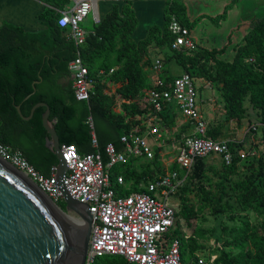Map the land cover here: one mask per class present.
Listing matches in <instances>:
<instances>
[{"label": "trees", "instance_id": "1", "mask_svg": "<svg viewBox=\"0 0 264 264\" xmlns=\"http://www.w3.org/2000/svg\"><path fill=\"white\" fill-rule=\"evenodd\" d=\"M133 1L127 0L122 10L115 5L103 21L94 25L83 45H77L68 30L58 25L60 12L71 0H41L46 5L41 16L46 27L43 31L26 32L8 23L0 28V144L20 151L43 177L50 178L52 169L58 166L56 155L46 145L49 134L43 126V115L47 109L38 108L33 118L26 121L17 106L28 118L35 105L47 104L61 146H75L81 155L100 151L107 164L106 147L114 145L120 150L121 138L135 128L145 131L143 124L149 118H153L160 129L176 125L175 117L179 112L175 103H166L161 112H155L143 107L141 100L152 88L148 72L154 63L152 56L163 50L168 51L166 62L174 61L184 74L195 81L206 80L220 91L225 123L236 121L239 128L248 125L254 134L260 130L264 144V128L260 125L264 122V20L250 22L242 42L233 47L235 56L226 61L221 59L226 46L211 49L197 46L194 51L173 49L174 37L169 24L176 17L193 35L204 19L220 26L227 19L228 9L214 17L190 18L186 0H167L163 27H150L148 36L136 43L132 35L138 27V19ZM78 57L88 67L93 82L89 102L78 101L73 90L69 63ZM174 78L167 77V83ZM90 117L94 130L88 124ZM223 127L224 123L209 127L208 136L222 140ZM183 132H191L188 123ZM93 135L98 149L92 146ZM178 138L183 142L185 137L180 134ZM245 141L229 142L233 153L231 165L222 160L219 166L208 163L211 157L197 159L189 170L173 164L171 171L187 175L183 187L171 196L179 205L176 226L168 235L169 239L180 240L183 264L194 263L197 255L208 249L200 242L206 237V230L198 231L193 226V221L206 212L215 218L238 213L254 215V219L242 217L239 224L228 230L215 264H264V157L249 161L245 165L248 173L233 180L239 174ZM137 161L132 159L126 165L111 169L112 186L118 194L130 192L125 188L126 182L132 184V191H143L149 181L168 173L161 164L159 150L151 161L157 173H152L149 167L139 173ZM119 176L124 177V185L117 183ZM192 195L198 198V204L191 201ZM58 206L66 211L63 201ZM180 220L189 226L190 235L183 230ZM105 261L102 264H130L118 257Z\"/></svg>", "mask_w": 264, "mask_h": 264}, {"label": "built area", "instance_id": "2", "mask_svg": "<svg viewBox=\"0 0 264 264\" xmlns=\"http://www.w3.org/2000/svg\"><path fill=\"white\" fill-rule=\"evenodd\" d=\"M70 6L60 12L58 25L68 30L69 37L77 45H83L88 32L81 24L96 11V1L71 0ZM169 31L174 37L173 49L194 51L197 48L189 30L176 17L169 24ZM69 71L75 98L89 102L93 94V82L89 78L88 67L78 57L69 63ZM148 72L152 88L141 98L143 107L161 112L166 103H175L178 112L191 126V132L186 134L177 150L174 163L182 170H189L197 159L216 157L226 165H231L233 153L229 142L208 136L207 121L197 105L195 80L189 74H183L167 83L170 74L162 60H155ZM153 121V118H149L143 124L146 127L143 132L135 128L124 135L120 140V150L108 145L105 149L107 164L100 151L81 155L75 146H61L69 166L65 185L73 198L89 206L93 216L85 264H102V259L113 257L123 258L130 264H183L180 240L169 239L168 235L176 226L177 205L171 196L183 187L187 175L170 171L149 181L143 191L118 194L112 186L111 169L114 166L126 165L132 159L154 160V146L157 145L155 149L162 147L159 143L163 135ZM88 124L94 130L92 117L88 119ZM260 125L264 128V122ZM150 139L155 145L151 144ZM92 146L98 149L95 135ZM0 158L31 179L55 204L63 201L62 193L55 187L56 168L52 169L50 178H45L27 162L20 151L3 144H0ZM117 183L124 185V177L119 176ZM217 259L215 256L205 259L197 255V260L192 264H215Z\"/></svg>", "mask_w": 264, "mask_h": 264}, {"label": "rangeland", "instance_id": "3", "mask_svg": "<svg viewBox=\"0 0 264 264\" xmlns=\"http://www.w3.org/2000/svg\"><path fill=\"white\" fill-rule=\"evenodd\" d=\"M185 3L190 18H196L201 15L214 17L222 14L225 9H228L227 19L222 21L220 26H215L210 20L204 19L196 26L192 35L197 46L202 49L223 48L226 46V53L221 56V59L226 61H231L235 56L233 47L242 42L243 37L250 28V22L257 19L264 20V0H186ZM155 15L156 13L153 16V20L157 19ZM99 19L97 18V20ZM95 24L93 15H90L81 24V27L86 31H91ZM167 53L168 51L166 50L159 51V53L152 56L153 62L155 60L164 61L165 69L171 76L178 77L183 75L182 68H179L174 61L166 62L165 55ZM195 84L198 91L197 105L204 113L208 128L224 123L222 140L233 143H240L246 140L245 150L242 151L243 160L239 164V174L233 178L235 181L241 179L248 173L245 165H248L249 161L264 157V144L262 143L261 131L258 130L254 134L248 125L244 128H239L236 121L225 123L223 121L224 102L220 91L206 80L197 79ZM250 115L251 118H254L252 113ZM175 121L176 125L172 127H162L163 138L159 143L162 146L161 148L155 149L157 145H155L153 139H150L151 144L155 145L154 155L156 150H159L161 164L163 167H166L167 172H170L173 164H175L174 159L177 155V150L182 145V139L178 138L179 135L181 134L182 138H184L187 134L183 132V128L187 122L180 113L175 117ZM219 161L220 159L215 157L210 158L208 163H214L219 166ZM148 167L150 170H153L152 173L158 172V169L155 170V167L151 165V161L142 159L136 162V169L139 173H142ZM207 175L212 177L211 174ZM131 187L132 184L126 182L125 188L130 190V192L133 190ZM190 199L195 204H198V198L195 195L190 196ZM172 201L174 204L179 205L178 200L173 199ZM245 216H250L251 219H254V215H248L246 213L226 214L217 218L209 215L208 212L199 215L198 219L193 221V226H196L198 231L206 230V237L200 240V242L205 243L208 249L204 253H199L198 256L205 259L212 256L218 257L219 250L223 248L222 244L228 237V230L232 226L239 224L240 219ZM229 217H233L234 220L232 221ZM180 221L183 230H186L187 234L190 235L191 229L189 226H186L185 221ZM105 259H102L101 262H106Z\"/></svg>", "mask_w": 264, "mask_h": 264}, {"label": "water", "instance_id": "4", "mask_svg": "<svg viewBox=\"0 0 264 264\" xmlns=\"http://www.w3.org/2000/svg\"><path fill=\"white\" fill-rule=\"evenodd\" d=\"M45 107L43 126L49 134L47 147L58 159L55 187L63 195L66 211L55 204L39 187L18 169L0 158V264H85L93 226L87 204L73 198L65 185L69 166L51 110L45 103L35 105L26 118ZM59 208V214L52 206Z\"/></svg>", "mask_w": 264, "mask_h": 264}, {"label": "crops", "instance_id": "5", "mask_svg": "<svg viewBox=\"0 0 264 264\" xmlns=\"http://www.w3.org/2000/svg\"><path fill=\"white\" fill-rule=\"evenodd\" d=\"M96 11L93 12V19L96 24L103 21L106 15L112 11L116 5L122 10L126 1L114 0H95ZM71 5V4H70ZM67 5L63 10L70 8ZM167 0H134L133 9L135 10L138 27L132 35L136 43L144 40L148 36L150 27L158 25L163 27L164 12ZM46 9V5L41 0H0V28L5 24H13L23 28L26 32H39L46 29L41 18ZM157 16L153 20V16ZM97 18H100L97 20ZM86 31V30H85ZM88 33L90 31H87ZM72 79V77H71Z\"/></svg>", "mask_w": 264, "mask_h": 264}, {"label": "bare ground", "instance_id": "6", "mask_svg": "<svg viewBox=\"0 0 264 264\" xmlns=\"http://www.w3.org/2000/svg\"><path fill=\"white\" fill-rule=\"evenodd\" d=\"M53 208L59 213L62 214L61 211L59 210V208L57 206H55L54 204H52Z\"/></svg>", "mask_w": 264, "mask_h": 264}]
</instances>
